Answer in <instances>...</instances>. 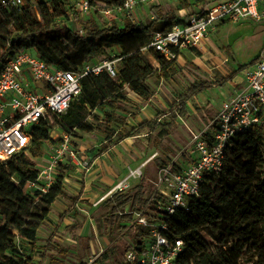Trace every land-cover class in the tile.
I'll list each match as a JSON object with an SVG mask.
<instances>
[{
	"label": "trees",
	"instance_id": "1",
	"mask_svg": "<svg viewBox=\"0 0 264 264\" xmlns=\"http://www.w3.org/2000/svg\"><path fill=\"white\" fill-rule=\"evenodd\" d=\"M1 1L0 74L7 61L21 50H34L48 66L70 72L80 71L93 56L106 55L109 48L119 46L122 50L117 57L121 70L116 77L105 70L84 76L81 91L68 110L63 114L49 113L30 126L28 146L9 160L0 161V264H34L12 232L34 249L56 199L69 197L62 186V176L45 193L25 189L28 182L38 179L35 160L44 155V145L53 141L55 131L75 138L80 133H92L94 126L88 119L98 117L92 111H104L106 115L107 110L118 111L128 92L147 97L140 75L148 64L136 36L142 34L146 45L154 32L169 30L179 19L162 15L161 8L156 7L152 8L158 11L156 18L146 24L125 19L122 25H92L80 36L69 27L59 26V20L72 19L65 0L39 2L34 7L25 5L20 10L5 8ZM106 4L111 7L120 1ZM156 61L158 75L174 71L175 60L159 56ZM244 67L215 82L194 84L183 99L173 102L172 109L177 107L184 115L191 97L232 81ZM151 123L143 122L131 131L150 127ZM132 132L120 136L118 141ZM107 150L102 148L100 154ZM151 193L144 178L133 193H113L101 204L107 210L105 226L112 231H130L133 245L142 246L149 232L132 224L133 214L146 207ZM168 223L171 235L184 243L178 264H264V127L253 126L240 135L227 155L222 173L207 176L199 197L189 200V210L178 209ZM201 233L211 236L213 242H207ZM113 252V247H108L98 258L106 259Z\"/></svg>",
	"mask_w": 264,
	"mask_h": 264
},
{
	"label": "rangeland",
	"instance_id": "2",
	"mask_svg": "<svg viewBox=\"0 0 264 264\" xmlns=\"http://www.w3.org/2000/svg\"><path fill=\"white\" fill-rule=\"evenodd\" d=\"M51 1L25 0V4L36 6L39 2ZM165 3L161 14L178 19L195 12L199 6V0H189L185 4L166 0ZM147 12L153 19L158 14L153 9ZM129 17L135 16L130 14ZM129 17L118 12L105 15L102 7L95 5L87 16L72 14L71 20H59V26L75 32L83 29L85 33L92 25L100 28L122 25L125 19L130 21ZM134 20V24L151 21L145 14L139 16V21L138 17ZM136 38L141 47L145 45L142 34H137ZM203 43L204 50L194 51V55L183 53L175 60L174 71L165 76L155 72L156 58L160 54L143 50L148 67L141 73L140 80L147 97L128 92L118 111L107 110V115L104 111H92L98 116L88 119L94 126L92 133L87 136L80 133L76 140H71L81 165H72L65 159L55 174V179L62 176V186L69 197L57 198L52 205L49 218L40 229L38 246L32 249L26 241L19 242L22 252L30 256L34 264H86L93 258L92 250L98 254L108 247H113L114 252L106 259L98 258L94 264H124V253L133 245L132 234L109 230L104 224L107 210L101 204L123 184L128 185L125 191L133 193L142 178L148 189H152L160 163L167 162L186 144L190 130H199L214 115L216 106L231 92V83L205 89L191 97L186 102L184 115L177 107L172 109L173 102L183 99L196 83L215 82L233 74L238 67L253 63L264 49V22L248 19L218 25ZM121 53V48L114 46L106 50V55L93 56L86 66L96 67L105 60H116L118 75L121 61L117 57ZM237 76L241 78V72ZM146 121H152L150 127L131 131ZM130 132L131 136L118 141L120 136ZM61 135L55 131L53 141L44 145V155L35 160L38 169L45 166L44 157L60 143ZM114 142L118 143L113 145ZM105 147L108 150L100 154ZM108 178L119 180L110 185L106 182ZM85 185L99 189L100 194L93 199H81ZM35 191L38 189L34 188L31 193ZM201 234L207 242H213L211 236Z\"/></svg>",
	"mask_w": 264,
	"mask_h": 264
},
{
	"label": "built area",
	"instance_id": "3",
	"mask_svg": "<svg viewBox=\"0 0 264 264\" xmlns=\"http://www.w3.org/2000/svg\"><path fill=\"white\" fill-rule=\"evenodd\" d=\"M108 1L120 4L109 7ZM165 2L65 0V8L69 14L87 16L98 5L105 15L133 14L139 21L143 14L153 20L147 11L164 7ZM1 4L17 10L26 5L25 0H2ZM135 17H129L132 23ZM248 19L264 22V0H199L195 12L186 14L165 32H154L142 50H152L168 61L176 60L182 50L198 47L216 26ZM77 33L85 34L83 29ZM102 70L116 77V60H105L96 67L85 65L78 72H70L48 66L26 50L9 59L0 74V161L23 151L29 144V127L49 113H65L81 91V79ZM240 72L242 88L220 102L215 114L199 130H190L186 144L159 167L146 207L133 214L132 224L146 228L149 235L142 246L132 245L125 251L124 264H178L184 243L171 235L169 217L178 209L188 211L189 200L199 197L206 177L222 173L227 155L240 135L250 127H264V50ZM76 139L61 135L60 143L44 157L46 164L38 169V179L25 185L27 191L37 188L45 193L54 184L58 165L65 159L72 165H81L77 150L71 145V140ZM127 187L123 184L119 189ZM102 253L100 250L95 254L92 250L93 258L86 264H94Z\"/></svg>",
	"mask_w": 264,
	"mask_h": 264
},
{
	"label": "crops",
	"instance_id": "4",
	"mask_svg": "<svg viewBox=\"0 0 264 264\" xmlns=\"http://www.w3.org/2000/svg\"><path fill=\"white\" fill-rule=\"evenodd\" d=\"M206 41V39L204 40ZM203 41V42H204ZM201 43L198 47L196 48H189V49H185V50H182L180 52V55H179V58H181V55L185 52H192L191 54L194 55V51H202L205 49L204 47V43ZM31 54L33 55H36V52L34 50L32 51H29ZM178 58V59H179ZM207 83H212V82H208V81H205ZM231 83V92L229 93V95L227 96L226 99H228L230 96H232L236 91L240 90L243 86V78H242V74H241V78H239L237 75L234 77V79L232 81H230ZM219 104L216 106V109L218 108ZM186 112H187V109H186ZM216 112V111H215ZM215 114V113H214ZM209 120V119H208ZM207 120V121H208ZM90 134V133H89ZM88 134V135H89ZM84 136V135H83ZM120 179V177H119ZM119 179H114V178H108L106 180L107 183H109L110 185H112L113 183H115L117 180ZM100 194V190L99 189H95L93 190L91 187H88L87 185H85V188H84V191H83V195L81 196V199H89L90 197L93 199L95 197H97L98 195ZM90 198V199H91ZM54 206V205H53ZM13 235L16 236V243L18 244L19 242L23 241L20 237L17 236L16 232H12ZM39 236H40V230H39V233H38V239H39ZM39 242V241H38ZM37 242V243H38ZM38 246V244H36ZM38 251V250H36Z\"/></svg>",
	"mask_w": 264,
	"mask_h": 264
}]
</instances>
